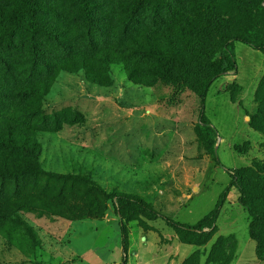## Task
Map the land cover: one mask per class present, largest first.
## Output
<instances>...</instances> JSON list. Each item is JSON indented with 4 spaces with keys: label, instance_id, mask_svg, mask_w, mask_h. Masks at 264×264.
<instances>
[{
    "label": "rangeland",
    "instance_id": "374dc122",
    "mask_svg": "<svg viewBox=\"0 0 264 264\" xmlns=\"http://www.w3.org/2000/svg\"><path fill=\"white\" fill-rule=\"evenodd\" d=\"M133 1L91 0L92 15L85 18L75 0H36L45 30L36 46L22 30L12 46L0 47V130L12 126L36 135L40 147L35 159L44 171L90 175L112 198L138 196L177 223L197 226L218 205L214 236L203 247L182 245L161 218L151 221V213L144 211L127 224L125 255V222L116 211V198L106 200L78 181L43 174L0 176V264H144L138 252L151 258L158 252L156 264H167L177 252L181 264H264L257 259L250 218L230 177L231 171L254 162L264 170V136L249 127V115L259 109L255 96L264 77V53L234 42L237 69L210 87L205 116L215 130L217 166L194 131L200 113L194 87L220 55L211 54L188 79L179 73L176 82H162L148 68L157 62L134 51V45L172 26L181 15H191L189 0H165L172 10L161 9L158 15L155 0H143L136 13L128 8ZM231 1L218 0L223 8ZM11 2L0 0V11ZM258 27L261 33L264 25ZM105 52L124 61L132 78L125 64L100 69L102 85L90 83L84 71L63 69L82 56L99 62ZM28 85L42 86L45 92L23 94ZM25 105L40 112L27 114ZM233 145L248 148V153L238 154ZM0 154L31 158L24 152ZM259 182L258 175L249 176L255 197L264 200ZM24 200H42L52 213L18 204ZM100 205L106 207L104 216L88 217V210ZM259 233L264 240V226Z\"/></svg>",
    "mask_w": 264,
    "mask_h": 264
},
{
    "label": "trees",
    "instance_id": "16d2710c",
    "mask_svg": "<svg viewBox=\"0 0 264 264\" xmlns=\"http://www.w3.org/2000/svg\"><path fill=\"white\" fill-rule=\"evenodd\" d=\"M78 9L85 18L92 15L91 0H75ZM143 0L133 1L128 8L133 13L138 12ZM191 15L183 14L167 29L151 35H145L142 41H136L134 51L153 58L157 64L149 66V70L157 75L162 82L174 83L177 75L182 73L187 79L194 71L205 65L204 61L212 55L220 57L209 65L208 74L195 88L200 106L199 123L194 131L201 148L205 154L219 166L215 151V130L212 123L205 116V106L210 87L220 76L234 72L237 64L233 62L234 42H239L252 49L264 53V30L259 33L258 24L264 25V0H232L230 6L223 8L218 0H189L186 3ZM172 4L165 0H155L154 14L158 15L161 9L171 11ZM24 30L28 34V41L35 47L40 34L44 33L43 26L39 23L36 0H12L6 10L0 11V47H10L14 38ZM98 63L101 65L99 66ZM125 64L116 55L105 52L99 57V62L82 56L63 65L67 72L78 73L84 71L86 79L92 84L102 85L100 69L109 68L111 65ZM129 77L132 71L126 64ZM42 86L28 85L22 89L23 94H39L45 92ZM255 101L259 105L258 112L249 115V127L264 136V77L257 89ZM231 102L237 104V98L231 94ZM241 108L242 104L239 103ZM27 114L39 113L36 106L25 105L22 108ZM246 147L250 144L247 142ZM40 145L37 137L32 132L8 126L0 130V152H24L31 158L8 157L0 154V176L18 177L22 175H47L58 180H74L83 184L90 193L96 192L105 199H117L116 211L125 223L121 225L123 253L128 254L129 232L127 224L138 219L140 213H151L149 220L161 218L170 227L178 242L182 245L203 247L208 244L215 234V220L218 212L216 209L209 216L201 220L197 226L190 227L175 222L166 215L156 213L152 206L147 205L135 195L115 194L112 198L90 175H61L43 170L37 158ZM238 154L246 155L248 148L234 146ZM260 162H254L251 167L241 168L230 172L232 183L238 192V203L245 209L250 218L249 237L256 244L257 259L264 263V240L259 229L264 226V200L255 197L254 189L249 183V176L258 175L260 185L264 189V170ZM23 207H31L52 213V206L42 200H24L18 203ZM88 210V217L100 219L106 212V207L101 206L96 210ZM56 215V213H55ZM63 215V214H60ZM208 232H203L204 229ZM186 264V263H184Z\"/></svg>",
    "mask_w": 264,
    "mask_h": 264
},
{
    "label": "crops",
    "instance_id": "0c3cea01",
    "mask_svg": "<svg viewBox=\"0 0 264 264\" xmlns=\"http://www.w3.org/2000/svg\"><path fill=\"white\" fill-rule=\"evenodd\" d=\"M211 91H212V89H210V92H209V95H208V98H207V102H206V106L209 104V97H210V93H211ZM213 95V97L215 98V96H218V92H215V93H213L212 94ZM233 105H235V104H233ZM206 110V109H205ZM231 146V145H230ZM229 146V147H230ZM234 146V145H233ZM144 247V246H143ZM142 247V248H143ZM141 248V249H142ZM140 249V250H141ZM178 250V249H177ZM157 252V251H156ZM157 256L159 257V255H158V252H157ZM146 257H147V255L145 254V252L144 253H140V252H138L137 253V259H139V261L141 262V263H146V264H151V263H155L156 264V262H157V260H158V257L156 258H151V257H147L148 259H146ZM132 260H133V258L131 257V259H130V261L132 262ZM182 261H183V259H180V255H179V252H177L176 253V256H175V259L173 258V257H170L169 258V262L167 263V264H181L182 263Z\"/></svg>",
    "mask_w": 264,
    "mask_h": 264
}]
</instances>
